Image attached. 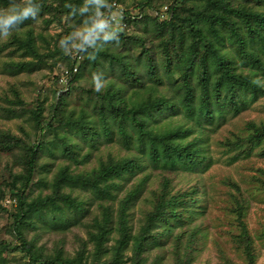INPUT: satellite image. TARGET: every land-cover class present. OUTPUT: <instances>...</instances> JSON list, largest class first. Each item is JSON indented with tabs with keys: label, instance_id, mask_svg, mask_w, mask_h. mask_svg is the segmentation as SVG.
<instances>
[{
	"label": "trees",
	"instance_id": "1",
	"mask_svg": "<svg viewBox=\"0 0 264 264\" xmlns=\"http://www.w3.org/2000/svg\"><path fill=\"white\" fill-rule=\"evenodd\" d=\"M197 1V5L187 7H178L174 2L164 12L154 10L152 0L122 9L124 30L120 44L106 45L95 62L88 60L86 54H79L82 60L78 67L71 61L68 69V86L82 70L86 69L90 76L93 72L107 70L106 75L103 73L107 79L103 90L86 91L90 95L89 103L77 113L57 106L52 110L50 121L45 123L41 121V107L31 111L38 135L36 143L22 146L21 162L25 173L20 177L22 184L18 190L20 194L16 195L17 210L11 226L28 260L22 264H86L80 254L73 259L62 258L59 254L44 258L25 241L24 228L31 225L33 216L46 222L47 213H63L64 209L83 211L81 203L63 192L62 187L87 188L97 196L110 198L112 190L116 189L115 179L132 177L141 169L135 158L108 159L85 174H73L68 167H63L53 179L50 195L26 202L24 191L32 176L41 169L38 162L43 152L49 156L59 152L60 156L78 162L79 146L70 142L68 134L81 138L91 148L96 147L99 138L110 140L117 134L124 147H135L154 167L194 172L208 162L205 143L209 141V130H217L227 114L237 115L264 94V0ZM214 2L219 7L216 8ZM66 3L78 6L83 0L58 1L54 9L70 16V10L64 6ZM39 4V15L50 8L47 3ZM253 7L262 8L263 13H257ZM145 9L151 11L147 13ZM256 15L259 20H254ZM75 17L79 21L83 19ZM139 26L149 33V46L144 38L139 39L141 47L132 53L122 40L128 28ZM25 33L24 37H13L12 43L26 54L34 55L32 31L28 29ZM24 67L22 64L14 66L16 72ZM68 91L61 95H68ZM164 117L173 122H162ZM176 117L180 118L174 122ZM251 130L246 142L253 146L264 145V127L252 126ZM48 135L52 138L48 139ZM0 137L11 138L1 133ZM11 140L18 143L17 139ZM261 155L264 156V147ZM138 192L129 193L119 204V237L112 247L114 264L123 262V252L131 241V264H145L141 254L156 239L151 233L153 227L164 226L163 231L171 233L176 225L193 219L196 211L202 209L199 188L170 193L163 186L145 223L131 238L126 211ZM185 213L188 217L183 218ZM59 219L53 218L52 222ZM111 224L107 209L101 220H94L96 234L91 240L97 255L107 252L105 241L112 232ZM245 255L248 264H252L253 257L248 249Z\"/></svg>",
	"mask_w": 264,
	"mask_h": 264
},
{
	"label": "rangeland",
	"instance_id": "2",
	"mask_svg": "<svg viewBox=\"0 0 264 264\" xmlns=\"http://www.w3.org/2000/svg\"><path fill=\"white\" fill-rule=\"evenodd\" d=\"M58 1L36 0L47 3L50 8L35 20H26L9 38L0 39V133L11 137L9 140L0 137V264L28 261L11 226L17 210L16 195L20 194L18 190L22 184L20 177L25 173L21 162L22 146L36 143L38 135L31 111L41 107L43 123L50 121L52 110L57 106L77 113L89 103L90 95L86 91H94L86 69L78 73L71 85L64 82L71 61H75L78 67L82 56L79 58L74 52L65 55L59 41L82 21L55 10ZM143 1L111 0L121 9ZM174 2L178 7L198 4L197 0H152V5L154 10L164 12ZM8 4L9 0H0V8H6ZM214 5L219 7L217 2ZM253 8L257 13H263L262 8ZM144 11L149 13L151 10ZM258 18L256 15L254 20ZM28 29H31L35 40L34 55L26 54L12 43L13 37H24ZM125 34L122 43L132 53L141 47L139 39L144 38L149 46L150 35L140 26L128 28ZM20 64L25 67L16 72L14 66ZM103 73L106 75L108 71ZM104 82L105 87L107 79ZM262 84L264 86V81ZM68 89V95L62 96ZM179 118L176 117L174 122ZM161 121L167 123L172 120L164 117ZM52 124L55 125L54 122ZM252 126L264 127V94L237 115L227 114L217 130H209V141L205 143L208 162L194 172L154 167L135 147H124L117 134L110 140L99 138L95 148L68 134L70 142L79 146L78 162L60 156L59 152H54V156L43 152L38 162L41 169L32 176L29 187L24 191L26 202L50 195L53 179L63 167H68L73 174H85L108 159L135 158L141 169L132 177L115 179L116 189L112 190L110 198L97 196L87 188L62 187L63 192L81 203L83 211L64 209L63 213H47L46 222L33 216L31 225L23 230L25 241L44 258L59 254L62 258L73 259L80 254L86 264H114L112 247L119 237V204L125 196L134 190L139 191L126 211L129 233L133 238L152 211L163 186L170 193L199 188L198 199L202 209L196 211L193 219L176 225L171 233L164 232V226L153 227L151 233L156 239L141 254L145 264H248L247 249L253 257L252 264H264V156L261 155L264 145L253 146L246 142ZM58 133H62L60 128ZM12 138L18 143L12 142ZM47 138L52 137L48 135ZM104 209L111 214L112 232L105 241L107 252L97 255L91 237L96 234L94 220H101ZM185 217H188L186 213ZM53 218H60L59 223L52 222ZM131 244L132 241L124 250L120 264L132 263Z\"/></svg>",
	"mask_w": 264,
	"mask_h": 264
},
{
	"label": "clouds",
	"instance_id": "3",
	"mask_svg": "<svg viewBox=\"0 0 264 264\" xmlns=\"http://www.w3.org/2000/svg\"><path fill=\"white\" fill-rule=\"evenodd\" d=\"M72 17H82V22L59 41L67 56L86 54L88 60L97 61L98 54L106 45H119L124 30L123 12L111 0H83L80 5L66 3ZM41 10L36 0H9L6 8H0V39L9 38L26 20H35ZM91 83L96 92L104 88V74H91ZM257 83V81H253Z\"/></svg>",
	"mask_w": 264,
	"mask_h": 264
},
{
	"label": "built area",
	"instance_id": "4",
	"mask_svg": "<svg viewBox=\"0 0 264 264\" xmlns=\"http://www.w3.org/2000/svg\"><path fill=\"white\" fill-rule=\"evenodd\" d=\"M114 5H115V7L117 8V9H119V10H121L122 11V9L120 8V7H118L117 5H116V3H113ZM167 8H165V10H166ZM73 70V72H75V68H73L72 69ZM68 71L66 72V74H65V76H64V82L65 83H67V77H68Z\"/></svg>",
	"mask_w": 264,
	"mask_h": 264
}]
</instances>
